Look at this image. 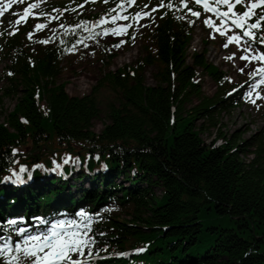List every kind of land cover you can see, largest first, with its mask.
I'll use <instances>...</instances> for the list:
<instances>
[{
    "label": "trees",
    "instance_id": "trees-1",
    "mask_svg": "<svg viewBox=\"0 0 264 264\" xmlns=\"http://www.w3.org/2000/svg\"><path fill=\"white\" fill-rule=\"evenodd\" d=\"M79 28L75 33L55 28L30 47L21 32L7 43L0 100L15 97L16 102L0 123V178L18 147L47 151L30 177L32 183L48 180L46 171L59 168L63 158L52 161L48 153H65V143L81 141L73 147L94 148L68 164L86 169L96 187L79 200L96 205L120 194L116 200L130 219L110 223L108 234L126 244L147 242L139 264H264V238L253 237L264 235V146L219 132L231 105L223 99L222 85L213 97L203 96L195 76L201 68L219 84L222 73L208 65L205 54H194L187 64L188 28L175 16L163 20L152 32L154 56L106 72L89 94L74 97L57 79L78 40L87 39ZM105 50L103 58L115 57ZM151 63L159 68L157 85L146 86L143 70ZM104 89L115 93L118 103L108 108L109 125L95 134L91 127L100 116L98 95ZM211 129L217 136L206 143L202 135ZM248 146L255 150L246 161ZM92 150L98 157L89 154ZM25 154L15 159L30 163L42 157ZM3 186L0 180V197H5L0 214L15 202L27 210L60 197L58 189L27 187L14 201Z\"/></svg>",
    "mask_w": 264,
    "mask_h": 264
},
{
    "label": "rangeland",
    "instance_id": "rangeland-1",
    "mask_svg": "<svg viewBox=\"0 0 264 264\" xmlns=\"http://www.w3.org/2000/svg\"><path fill=\"white\" fill-rule=\"evenodd\" d=\"M136 35H134L128 42H124L127 38L123 32H117L110 35H103L100 37V43H110L114 41H121L120 47H117L115 57L103 64L101 57L99 56L98 45L95 43H86L75 50L67 59L64 72L59 76L57 82L65 86V91L69 96L82 97L90 93L91 89L96 85L98 80L108 71H116L123 66H133L136 63L141 62L151 50V35L149 29L145 27H138ZM205 33L200 31V26L197 24L193 28V39L189 44L186 54L187 64H192V57L194 54H206L207 63L215 65L218 69L225 72L226 75L235 83H238L242 79L244 71H241L242 66H239V62L234 60L228 52H222L221 46H217L215 42L206 40ZM206 51V52H204ZM214 54V57L211 55ZM0 65V72L2 69ZM159 71L156 63L147 64L143 70L144 83L146 86H155L157 81L155 74ZM199 76L197 82L200 85L203 95L211 96L216 91V84L210 79L207 73L198 70ZM242 72V73H241ZM6 88L3 83H0V96L1 89ZM116 95L110 89L102 90L98 95V103L100 109V116L92 124L91 131L99 134L105 125H109V119L107 117L108 108L111 104L117 105ZM115 101V103H113ZM16 102L15 97L2 98L0 100V123L5 122L6 116L12 111ZM197 101L193 99L192 103ZM190 106V105H189ZM190 108V107H188ZM262 109L251 108L244 106L243 103L238 105L237 108L228 111L225 115L221 116V127L219 132L226 137L234 136L240 137L241 141H247L250 144H254L257 141H262L261 145L264 146V113ZM201 121L197 122V126ZM217 136V132L211 129L202 135V140L206 143H210ZM255 146H248L246 153L242 156L243 159L249 161L253 158V151ZM75 177V176H74ZM73 180V179H72ZM71 183L72 187H69ZM45 182H42L44 185ZM118 184V183H117ZM46 185V184H45ZM47 186V185H46ZM81 186L84 189H88L90 186L88 183L79 185L76 181H70L66 184L64 195L76 194L79 196ZM94 187L95 184H92ZM54 188V187H52ZM69 189V194L68 193ZM45 191V190H44ZM159 195V192H157ZM118 220L128 221L130 218L125 216L115 215ZM264 232V231H263ZM264 238V235L260 236Z\"/></svg>",
    "mask_w": 264,
    "mask_h": 264
},
{
    "label": "snow or ice",
    "instance_id": "snow-or-ice-1",
    "mask_svg": "<svg viewBox=\"0 0 264 264\" xmlns=\"http://www.w3.org/2000/svg\"><path fill=\"white\" fill-rule=\"evenodd\" d=\"M22 0H9V4L6 7H10L12 3H19ZM133 2V0H129V3ZM189 0H180V4L184 7H187ZM213 2L217 5L215 8H211L210 5L206 2V0H195V3L204 6L205 11H212L217 16L227 17L230 13L233 12L234 4L231 0H213ZM235 3H241V0H235ZM227 5L229 11L221 13L218 8L219 5ZM259 4L264 5V0H259ZM257 3H253L250 8L245 5L247 8L246 11L240 14H236L239 16V19H233L232 24L241 29H245L243 31V36L245 37H254L255 33L252 31L253 29H257L261 27V21L264 20V17H260L257 19L255 23L245 25L244 21H246L252 14V9L256 8ZM35 7V5H30L23 10V18H27L28 15L31 14V9ZM158 7H167L169 9L173 7H177L172 3L165 4L164 0H161V3ZM156 8H153L152 11H156ZM192 15L197 16L198 18L202 15L201 12L195 11L194 9H189ZM3 14V10L0 9V15ZM14 15H20L14 13ZM144 15H148V13L139 12L136 13L131 19L135 22V20ZM124 19H129L128 17H122ZM21 21L18 19L15 23L19 24ZM205 23L212 24L211 20H205ZM215 26V25H213ZM44 27L42 24H37L36 28L40 29ZM130 25H125L123 28L119 29L120 32L126 30ZM221 31L223 35L224 32L222 29H218ZM115 32V30H114ZM107 34V33H106ZM240 39L239 36H230L228 37L229 43L238 41ZM260 43L264 44V36H261ZM46 42V41H44ZM255 41H253L254 43ZM245 43H248L246 40ZM227 47V45H225ZM251 47V45H250ZM235 56V54H233ZM241 59H248L247 56H241ZM257 59L264 61V51L260 53ZM243 71V69H241ZM260 73L264 75V69H259ZM251 75V74H250ZM260 83H264L262 80ZM259 84L255 85V87L259 88ZM23 167L21 171H23ZM77 215H82V213H77ZM42 224L48 223V221L41 220ZM18 223L17 220H11L8 222L9 225H16ZM65 221H55L51 224V226L43 232L34 235H26V230L24 228H19L18 232L23 235V239L17 241L15 243L12 242L11 235H8L3 238L2 243H0V260L3 261V264H84L83 261H73V254H81L83 255V249L86 248L87 244L90 241L84 238V233L86 231H91L90 224H87L83 221H69L67 223L71 224L73 230L70 232H61L59 231L61 225H64ZM47 249V251H45Z\"/></svg>",
    "mask_w": 264,
    "mask_h": 264
},
{
    "label": "bare ground",
    "instance_id": "bare-ground-1",
    "mask_svg": "<svg viewBox=\"0 0 264 264\" xmlns=\"http://www.w3.org/2000/svg\"><path fill=\"white\" fill-rule=\"evenodd\" d=\"M211 57H214V54L211 55ZM79 142H81V141L67 142V143L64 144V146H65L66 150H67L69 153L73 154V155H77V154H79V153L85 152V151L88 150V149H93V148H94L93 146H91L90 148H87V149H83V150H81V149L83 148V145H80V146H78V147H73L75 144H77V143H79ZM95 153H97V151L92 150L91 153H89V154L92 155V154H95ZM8 159L10 160L9 157H8ZM85 183H88L89 186L92 185L88 180H85V181H84V184H85ZM40 184H41V183H40ZM38 186H40V185L34 183L33 185L31 184L29 187H35V188H38ZM126 186H127L128 188H132V185H126ZM91 190H93V189H90V188H89V191H90V192H91ZM101 203H102V202H101Z\"/></svg>",
    "mask_w": 264,
    "mask_h": 264
}]
</instances>
